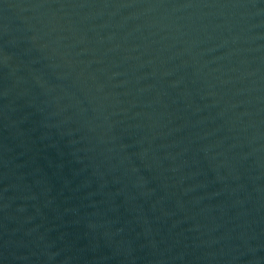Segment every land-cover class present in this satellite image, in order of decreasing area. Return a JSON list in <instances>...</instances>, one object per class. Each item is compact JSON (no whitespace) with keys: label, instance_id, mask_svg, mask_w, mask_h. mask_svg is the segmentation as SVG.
I'll use <instances>...</instances> for the list:
<instances>
[{"label":"water","instance_id":"obj_1","mask_svg":"<svg viewBox=\"0 0 264 264\" xmlns=\"http://www.w3.org/2000/svg\"><path fill=\"white\" fill-rule=\"evenodd\" d=\"M0 264H264V0H0Z\"/></svg>","mask_w":264,"mask_h":264}]
</instances>
